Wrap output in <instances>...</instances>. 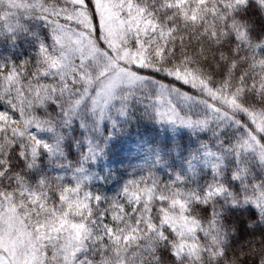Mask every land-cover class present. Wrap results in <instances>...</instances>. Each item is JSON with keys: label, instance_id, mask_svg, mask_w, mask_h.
<instances>
[{"label": "snow or ice", "instance_id": "6c2138e0", "mask_svg": "<svg viewBox=\"0 0 264 264\" xmlns=\"http://www.w3.org/2000/svg\"><path fill=\"white\" fill-rule=\"evenodd\" d=\"M197 4L0 0V264H264V0L201 4L214 76Z\"/></svg>", "mask_w": 264, "mask_h": 264}, {"label": "trees", "instance_id": "16d2710c", "mask_svg": "<svg viewBox=\"0 0 264 264\" xmlns=\"http://www.w3.org/2000/svg\"><path fill=\"white\" fill-rule=\"evenodd\" d=\"M185 2H183V4ZM203 3L204 0H201V4ZM201 4H197L192 8L191 16L188 17L189 22L185 23L177 19L180 31H178L175 37L170 41L169 64L183 65L190 63L195 70L203 72L207 76H214L217 75L218 71L214 66L218 63L219 59L224 58V54L218 57L215 56L214 54L218 52V49L212 44L210 36L207 38L204 36V32L212 28L214 17L210 14L211 9L209 7L201 8ZM175 15L179 17V13ZM205 16H207V21L202 24L201 20ZM191 21H194V23ZM215 21L217 27L222 26L223 16L220 15L216 17ZM24 42V39L21 38V46H23ZM173 46L176 48L174 54L171 53V48ZM2 47L4 52L9 50L7 44H4ZM226 52L227 48H225V54ZM205 57H207V59H205ZM248 70L249 69H245V71ZM258 75L264 77V72L258 73ZM217 83L222 84L223 80H217ZM183 223L187 226L188 220H184ZM185 264H192V261L186 260ZM230 264H238V262L231 261Z\"/></svg>", "mask_w": 264, "mask_h": 264}, {"label": "rangeland", "instance_id": "374dc122", "mask_svg": "<svg viewBox=\"0 0 264 264\" xmlns=\"http://www.w3.org/2000/svg\"><path fill=\"white\" fill-rule=\"evenodd\" d=\"M179 3L183 4V2H185V0H178ZM111 187V186H110ZM109 187V188H110Z\"/></svg>", "mask_w": 264, "mask_h": 264}]
</instances>
